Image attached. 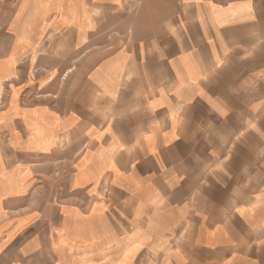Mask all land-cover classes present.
<instances>
[{"label":"crops","instance_id":"crops-1","mask_svg":"<svg viewBox=\"0 0 264 264\" xmlns=\"http://www.w3.org/2000/svg\"><path fill=\"white\" fill-rule=\"evenodd\" d=\"M0 264H264V0H0Z\"/></svg>","mask_w":264,"mask_h":264}]
</instances>
